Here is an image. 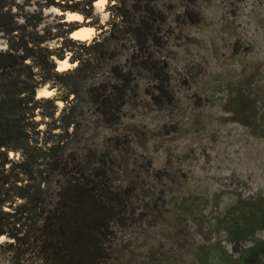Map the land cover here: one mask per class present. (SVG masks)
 <instances>
[{
	"label": "rangeland",
	"instance_id": "374dc122",
	"mask_svg": "<svg viewBox=\"0 0 264 264\" xmlns=\"http://www.w3.org/2000/svg\"><path fill=\"white\" fill-rule=\"evenodd\" d=\"M18 2H28L32 7L26 11H32L48 1ZM95 3L94 22H112L108 6L115 1L110 5L106 0L103 8ZM154 3L167 16L162 56L169 62L175 103L157 107L145 92L150 77L144 76L137 98L125 107L118 124L111 126L97 115L87 89L106 80L112 64L126 62L130 43L122 40L116 61L100 65L91 58L85 77L58 80L60 91L55 88L51 95L57 106L54 116L35 111L38 129L45 131L41 137L52 138V146L66 137L61 142L65 155L75 153L84 164L108 156L117 182L145 187L132 200L134 219L127 227L116 226V238L107 245V264H264V231L247 233L236 248L229 233L239 219L264 214V0ZM188 10L199 15L197 23L188 19ZM68 12L77 13L44 9V24L53 33H63L64 23L88 27L91 20L84 16L66 21ZM71 34L50 46L65 43L69 69H74L77 63L71 57L89 61L93 54L86 48L95 37L80 41ZM40 90L38 98L44 97ZM69 122L68 132L62 130ZM50 127L51 135L46 133ZM63 182L64 177L52 172V204ZM7 241L0 238V264H46L35 247L16 254Z\"/></svg>",
	"mask_w": 264,
	"mask_h": 264
},
{
	"label": "trees",
	"instance_id": "16d2710c",
	"mask_svg": "<svg viewBox=\"0 0 264 264\" xmlns=\"http://www.w3.org/2000/svg\"><path fill=\"white\" fill-rule=\"evenodd\" d=\"M47 1L26 11L32 7L28 2L0 0V238L6 236L16 254L35 247L46 264H107V245L116 238V226L127 227L134 219L137 208L132 200L145 187L117 182L108 156L84 164L75 153L65 155L61 142L66 137L54 146L52 138H42L45 131L38 129L35 111H47L43 116L52 118L57 106L52 104L54 97L38 98L37 94L48 85L60 91L58 80L65 76L85 77L92 59L100 65L116 61L124 47L120 41L127 40L126 62L112 64L109 77L87 89L97 115L111 126L118 124L125 107L137 98L144 76L150 77L145 92L153 103L159 108L173 105L169 62L162 56L167 47V16L154 0H109L110 5L115 1L108 6L114 20L101 25L99 18L94 22L97 0ZM185 1L192 6L197 2ZM51 7L80 13L91 20L85 26L100 31L93 44L85 47L93 54L89 61L71 57L72 64L77 63L74 69L56 70V60H65L70 51L65 43L57 49L50 43L80 27L64 23L63 33H53L44 24L43 13ZM187 17L192 23L199 21L193 10L187 11ZM72 124L62 130L68 132ZM50 128L46 133L51 135ZM52 172L64 177L53 204ZM6 206L12 210H5ZM260 215L243 217L231 228L235 248L247 233L264 231V214Z\"/></svg>",
	"mask_w": 264,
	"mask_h": 264
},
{
	"label": "bare ground",
	"instance_id": "6f19581e",
	"mask_svg": "<svg viewBox=\"0 0 264 264\" xmlns=\"http://www.w3.org/2000/svg\"><path fill=\"white\" fill-rule=\"evenodd\" d=\"M106 2V0H102L100 2L101 5H104ZM99 5V4H98ZM100 5V6H101ZM75 14V13H74ZM73 13L68 12V18L69 19H73L76 18V16H74ZM81 15V14H80ZM94 32V30H90V31H83V33H81L80 35H74V38H77L75 40H80V41H87L86 38H89L91 36V34ZM57 66H58V71H65L68 70L70 68V63L68 62L67 59L65 60H60L57 61ZM53 94V91L48 88H44L42 90H40L39 96H44V97H51V95Z\"/></svg>",
	"mask_w": 264,
	"mask_h": 264
},
{
	"label": "crops",
	"instance_id": "0c3cea01",
	"mask_svg": "<svg viewBox=\"0 0 264 264\" xmlns=\"http://www.w3.org/2000/svg\"><path fill=\"white\" fill-rule=\"evenodd\" d=\"M102 0H98V1H96V3H95V5H96V7H102L103 8V6L105 5H101L100 4V2H101ZM99 4V5H98ZM101 5V6H100ZM74 16H76V18H73V19H69V18H66V21H69V22H74V21H81V20H83L84 19V17H83V15H80V14H74ZM90 31V30H94V32L91 34V36L89 37V38H86L87 40L88 39H91V38H94V37H96V34H97V32H98V30L97 29H94L93 27H83V28H80L79 30H77V31H75V32H73L72 34H71V37H72V39H77V38H74V35H80L81 33H83V31ZM99 34V33H98Z\"/></svg>",
	"mask_w": 264,
	"mask_h": 264
},
{
	"label": "water",
	"instance_id": "95a60500",
	"mask_svg": "<svg viewBox=\"0 0 264 264\" xmlns=\"http://www.w3.org/2000/svg\"><path fill=\"white\" fill-rule=\"evenodd\" d=\"M58 61H60V60H58ZM50 90H52V89H50ZM39 98H41V97H39Z\"/></svg>",
	"mask_w": 264,
	"mask_h": 264
}]
</instances>
